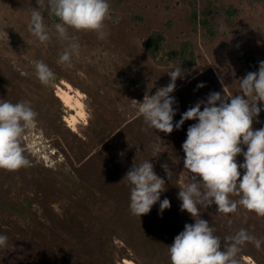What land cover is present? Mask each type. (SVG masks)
<instances>
[{
    "label": "rangeland",
    "instance_id": "1",
    "mask_svg": "<svg viewBox=\"0 0 264 264\" xmlns=\"http://www.w3.org/2000/svg\"><path fill=\"white\" fill-rule=\"evenodd\" d=\"M108 2L105 38L69 30L80 54L68 68L58 63L68 43L55 33L58 20L44 13L51 38L41 43L28 30L36 0H0V100L27 101L38 113L36 129L22 142L32 166L0 169V235L8 237L0 264H171L168 246L194 223L181 211L178 192L190 182L182 144L196 121L170 134L155 131L132 100L154 95L180 65L185 75L170 94L175 124L211 92L239 94V80L264 61V0ZM37 60L55 73L52 84L36 78ZM66 83L73 95H83L85 117L76 127L68 121L75 111L58 96ZM252 127H264V111ZM236 160L243 163V155ZM144 161L165 180L160 200L167 198L170 208L161 214L157 202L138 217L130 212V186L122 179L133 163ZM201 218L223 243L241 228L264 241V218L242 207L226 216L211 205L201 208ZM239 260L264 264V242L259 250L246 243Z\"/></svg>",
    "mask_w": 264,
    "mask_h": 264
},
{
    "label": "clouds",
    "instance_id": "2",
    "mask_svg": "<svg viewBox=\"0 0 264 264\" xmlns=\"http://www.w3.org/2000/svg\"><path fill=\"white\" fill-rule=\"evenodd\" d=\"M36 3L38 7H32L28 30L46 44L51 37L44 13L47 12V19L58 20L53 25L55 33L68 42L58 63L71 68L73 56L79 57L80 45L69 35L70 29L95 32L100 39L105 38V21L111 18L108 0H36ZM32 64L41 84L47 86L55 81V73L44 61ZM16 70L28 75L18 67ZM167 74L171 79L166 86L158 88L154 95L146 94L142 102L132 100V107L149 128L165 134L180 129L185 121H196L188 127L182 144L184 169L190 174V182L178 192L181 211L189 213L194 223L185 224L168 246L171 264H240L239 254L246 243H253L259 250L264 241L241 228L225 237L227 243H223L209 222L201 218V208L216 205L217 212L227 216L242 207L264 218V127L257 130L252 127L254 119L264 111V61L259 63L258 71L248 72L239 80V94L229 98L211 92L206 101H198L175 124L176 101L170 94L185 70L178 65ZM37 117L38 113L27 101L0 100V169L15 172L32 166L22 142L27 133L36 129ZM242 146H246V151ZM239 155L244 157L240 164L236 160ZM122 180L130 186L132 215L148 214L157 202L161 214L170 208L167 198L160 200L166 190L165 180L155 173L150 161L133 163ZM7 240L6 235H0V247H5Z\"/></svg>",
    "mask_w": 264,
    "mask_h": 264
},
{
    "label": "bare ground",
    "instance_id": "3",
    "mask_svg": "<svg viewBox=\"0 0 264 264\" xmlns=\"http://www.w3.org/2000/svg\"><path fill=\"white\" fill-rule=\"evenodd\" d=\"M67 87V90L60 89L59 90V98L73 111H75V115L68 120L70 127H76V125L79 123L78 117H85V111H83V102H82V93L79 91H74L75 95H73L71 92H73L72 86L69 83L64 84ZM75 96L77 97V101L75 103ZM132 264V263H127Z\"/></svg>",
    "mask_w": 264,
    "mask_h": 264
},
{
    "label": "flooded vegetation",
    "instance_id": "4",
    "mask_svg": "<svg viewBox=\"0 0 264 264\" xmlns=\"http://www.w3.org/2000/svg\"><path fill=\"white\" fill-rule=\"evenodd\" d=\"M45 157V156H44Z\"/></svg>",
    "mask_w": 264,
    "mask_h": 264
}]
</instances>
